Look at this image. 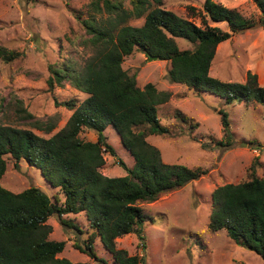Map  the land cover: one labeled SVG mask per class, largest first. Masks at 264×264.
I'll return each mask as SVG.
<instances>
[{"label":"trees","instance_id":"16d2710c","mask_svg":"<svg viewBox=\"0 0 264 264\" xmlns=\"http://www.w3.org/2000/svg\"><path fill=\"white\" fill-rule=\"evenodd\" d=\"M132 9L126 10L112 0H93L95 8L105 7L112 17L106 23L85 19L88 39L94 52L84 69L77 73L64 66H52L48 79L51 89L72 83L88 97L77 104L75 100L61 103L73 110L66 126L50 137L32 129L0 124V264H89L59 257L65 241L51 239L53 227L48 223L58 217L61 223L78 225L64 219L68 214L84 213L90 232L84 245L75 244L81 252L101 264L95 242L101 241L114 256L116 264H148L145 255H131L118 248L117 239L136 234L145 240L144 224L155 218L140 203H152L186 183L207 175L204 167L169 164L161 151L148 141L149 135L169 134L161 124L157 108L169 101L170 93L161 91L154 83L138 86L136 77L124 68L126 56L140 49L148 57L171 61L169 78L185 84L195 92H210L226 104L243 103L252 107L264 106V86L258 75L248 71L245 82H226L210 73L218 46L234 34L264 26V0H253L262 18H247L238 9L216 0H204L193 14L201 24L178 15L164 6V0H131ZM101 4L104 6L101 7ZM131 17H144L141 26L128 24ZM225 22L228 30L211 23ZM176 38L191 42L192 49H181ZM19 52L0 46V58L11 62ZM223 137L204 143V149L231 147L234 142L227 112L220 110ZM177 117L196 128L187 115ZM112 125L124 147L135 159L133 167L119 160L126 174L107 176L101 172L106 163L104 153L117 157L115 148L107 142L106 128ZM36 128L51 133L56 125L36 123ZM85 129L97 132L94 140L83 139ZM212 144V145H211ZM6 156L15 163L26 161L41 170L44 178L57 188L54 200L37 186L21 192L5 188L1 179L6 171ZM212 212L209 229H225L231 239L260 255L264 261V176L252 169L249 179L226 183L212 193ZM145 248V243L142 245Z\"/></svg>","mask_w":264,"mask_h":264},{"label":"rangeland","instance_id":"374dc122","mask_svg":"<svg viewBox=\"0 0 264 264\" xmlns=\"http://www.w3.org/2000/svg\"><path fill=\"white\" fill-rule=\"evenodd\" d=\"M123 9H132L131 0H112ZM230 8L238 9L247 18L259 20L261 10L253 0H216ZM204 0H164V6L198 25L200 17L193 14L203 6ZM104 4H101V7ZM106 23L110 12L103 7L95 8L93 0H0V46L20 53V57L5 62L0 58V124L32 129L37 134L50 137L64 128L73 110L61 105L75 100L77 104L88 95L71 80L51 89L48 79L52 66L69 64L77 73L84 69L94 49L87 43L91 36L84 24L85 19ZM144 17H131L128 24L141 26ZM228 30L225 22L211 23ZM181 49L194 45L185 38H176ZM123 68L136 77L139 87L154 83L161 91L170 93L169 101L158 106V116L169 134L149 135L148 141L161 151L162 159L169 164H182L192 168L204 167L208 174L162 195L152 203H140L153 217L154 223L144 224L145 240L130 234L117 239V246L129 254L145 255L148 264H264L260 255L237 244L225 229L212 232L209 229L213 202L212 193L226 183H239L249 179L252 169L264 176V106L256 103L247 107L243 103L226 104L210 92H195L185 84L174 83L169 78L171 61L152 59L140 49L126 56ZM248 71L258 75L264 86V26L234 34L222 42L216 52L210 73L226 82H245ZM220 110L227 112L234 142L231 147L204 149L203 144L212 138L221 140L223 127ZM180 111L196 124L191 128L177 117ZM47 125L55 122V129L45 133L36 123ZM83 139H96L97 132L85 129ZM107 142L117 157L104 153L106 163L101 172L107 176H123L124 161L129 167L135 163L121 142L112 125L105 130ZM212 145V144H211ZM6 171L2 185L21 192L37 186L54 200L57 188L43 176L40 169L26 161H15L6 156ZM64 219L78 225H64L58 217H52L51 239L65 241L59 257L73 262L101 264L76 248L84 245L90 232V224L84 213L68 214ZM145 243V248L142 246ZM99 257L108 264H116L114 256L101 243L95 242Z\"/></svg>","mask_w":264,"mask_h":264},{"label":"water","instance_id":"95a60500","mask_svg":"<svg viewBox=\"0 0 264 264\" xmlns=\"http://www.w3.org/2000/svg\"><path fill=\"white\" fill-rule=\"evenodd\" d=\"M149 59H150V60H152V59H155V60H156V59H158V58L155 57V56H149Z\"/></svg>","mask_w":264,"mask_h":264}]
</instances>
